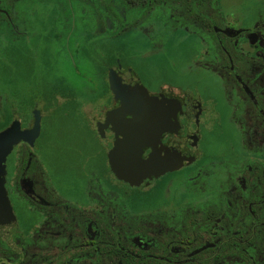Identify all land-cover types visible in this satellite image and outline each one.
<instances>
[{
	"label": "flooded vegetation",
	"instance_id": "af4514ba",
	"mask_svg": "<svg viewBox=\"0 0 264 264\" xmlns=\"http://www.w3.org/2000/svg\"><path fill=\"white\" fill-rule=\"evenodd\" d=\"M0 42L44 69L34 79L50 66L60 86L49 107L20 102L18 84L9 105L0 91V132L22 135L3 163L14 222L0 231V264H264V0H0ZM179 47L197 49L177 57L219 80L217 99L147 87L130 66ZM94 65L101 92L82 84L99 79ZM110 70L127 99H162L172 113L160 151L143 144L133 173L120 144L112 167L108 157L116 137L105 112L119 105ZM51 112L77 138L45 137ZM216 131L217 144L205 140ZM166 175L161 198L137 206Z\"/></svg>",
	"mask_w": 264,
	"mask_h": 264
},
{
	"label": "rangeland",
	"instance_id": "374dc122",
	"mask_svg": "<svg viewBox=\"0 0 264 264\" xmlns=\"http://www.w3.org/2000/svg\"><path fill=\"white\" fill-rule=\"evenodd\" d=\"M196 52L197 49L192 47H179L175 49L166 48L165 54H163V52H159L157 59H146L144 62H138L134 65L130 64V66L135 67L147 87H155L157 84H166L172 87H186L190 90L196 89L202 98L210 96L212 99H217V96L220 94L219 80L211 75H208L207 77L203 76L206 71L198 65L188 62L183 58L178 59V57L191 56ZM99 66L97 68V66L94 65V70H97L96 76L99 79H84L82 84H84V86H90L92 81V83H95V85L100 88L101 92L103 88V68L101 65ZM48 68H50V70H46L48 78L44 77L34 79L32 77V72H42L44 69L39 66L33 67L32 63L31 66H29L26 59H23L21 56L17 59L16 54L13 52L12 45L0 42V91L4 94L6 103H10L14 98L16 85L18 84V87L20 88V102H26L28 99L30 101L31 98H36L39 102L40 100H44L48 107L53 105V96H55V92H59L57 89L60 86L58 84V80L52 78L51 76V70L54 71V69L50 66ZM28 73H30V76H28ZM7 109L9 110V107L3 106V110L6 113ZM220 109L224 112L222 104L220 105ZM51 114L52 116L50 121L44 128L43 135L45 137H47L51 142L56 141L58 143L63 141L69 142L73 140V138H77L69 137L75 134L74 130L71 129L69 121L63 118L60 112H51L50 115ZM68 118L70 117L68 116ZM68 129H70L69 132H67ZM79 130L80 129L78 128L76 131ZM224 133H227L228 137L231 138V134L228 129H226ZM218 138L219 136L217 131L215 135L209 134L205 136V140L209 141V143L212 142V144H217L219 142ZM99 158V174L102 176L100 177V180H102V178H106L107 175L101 170L103 161L101 152L99 153ZM57 176L62 180L67 178L65 173H57ZM170 176L171 175H166L159 179L155 187L150 189L151 191L149 194H142L140 197L134 198L133 200L136 205H153L159 198H161L162 191L169 184Z\"/></svg>",
	"mask_w": 264,
	"mask_h": 264
},
{
	"label": "water",
	"instance_id": "95a60500",
	"mask_svg": "<svg viewBox=\"0 0 264 264\" xmlns=\"http://www.w3.org/2000/svg\"><path fill=\"white\" fill-rule=\"evenodd\" d=\"M112 71L110 70L108 83L110 89L119 99V105L116 109L105 112V121L113 125L112 130L116 137V149L111 150L108 157L111 162L110 156L113 151L118 152L120 144L121 156L118 161L124 160L127 164L123 171L133 173L137 172L142 165L139 151L143 144L149 145L155 152L160 151L157 130L161 124L169 120L172 113L170 109L166 108V102L162 99H158V102L154 104L146 102L143 105L138 101L127 99L123 93L124 80L113 77ZM20 138L22 135L13 127L0 132V231L11 228L14 222L11 207L3 188V163L5 155ZM157 166L155 164L150 165V171L156 170Z\"/></svg>",
	"mask_w": 264,
	"mask_h": 264
}]
</instances>
